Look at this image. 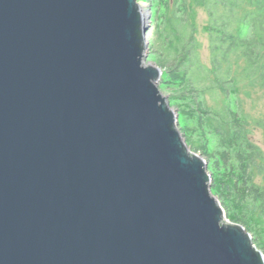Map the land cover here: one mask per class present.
Returning <instances> with one entry per match:
<instances>
[{"label": "water", "instance_id": "water-1", "mask_svg": "<svg viewBox=\"0 0 264 264\" xmlns=\"http://www.w3.org/2000/svg\"><path fill=\"white\" fill-rule=\"evenodd\" d=\"M149 9L0 0V264H264L146 63Z\"/></svg>", "mask_w": 264, "mask_h": 264}, {"label": "trees", "instance_id": "trees-1", "mask_svg": "<svg viewBox=\"0 0 264 264\" xmlns=\"http://www.w3.org/2000/svg\"><path fill=\"white\" fill-rule=\"evenodd\" d=\"M144 1L148 57L163 72L159 90L169 95L185 140L197 143L228 220L253 233L264 254V152L250 139L253 126L264 133V122L245 114L232 70L240 61L243 76L264 89V0ZM194 7L208 19L209 66L200 58Z\"/></svg>", "mask_w": 264, "mask_h": 264}, {"label": "rangeland", "instance_id": "rangeland-1", "mask_svg": "<svg viewBox=\"0 0 264 264\" xmlns=\"http://www.w3.org/2000/svg\"><path fill=\"white\" fill-rule=\"evenodd\" d=\"M139 3H141L145 9H149L150 5L145 2L144 0H138ZM151 12V8L149 9ZM194 12L195 16L193 17V22L197 26V40L201 44L200 48V58L203 61V63L206 64V66H209L210 63V51H209V42H208V37L204 33L203 28L205 25H207L208 19L206 16V13L204 10L200 7H194ZM151 17V13H150ZM149 18V24L148 27L151 28V22ZM147 36L149 35V31L146 33ZM147 64H154L153 61L148 57L147 54V59H146ZM238 63V64H236ZM232 65V70L236 72V77L238 80L237 84V90H238V95L240 97L241 103H242V108L245 112V114L251 119V120H256L257 122H264V89L261 88L258 85L250 84V82L243 76L242 73V66L243 64L240 63V61L236 62ZM160 88V86H159ZM164 97H167L168 99V94L163 93ZM210 102V100H208ZM174 109V108H173ZM175 110V109H174ZM176 111V110H175ZM256 122V124H257ZM250 139L256 143L264 152V133L262 128L260 127H254L250 129ZM184 137V136H183ZM185 139V137H184ZM187 142V146L189 149L196 153L197 155L201 156L200 152L194 151L193 148L196 147L197 143L192 141ZM260 180L262 181V184H264V177H260ZM225 211V210H224ZM225 214L227 215L226 211ZM227 218V216H226ZM228 220V218H227ZM251 234L252 239L254 238V234L249 232ZM261 251V250H260ZM263 253V252H262Z\"/></svg>", "mask_w": 264, "mask_h": 264}]
</instances>
